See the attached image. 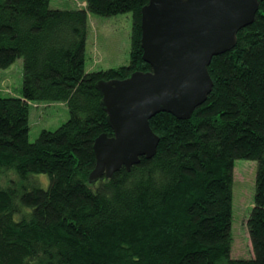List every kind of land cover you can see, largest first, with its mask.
I'll return each mask as SVG.
<instances>
[{"label":"trees","instance_id":"1","mask_svg":"<svg viewBox=\"0 0 264 264\" xmlns=\"http://www.w3.org/2000/svg\"><path fill=\"white\" fill-rule=\"evenodd\" d=\"M84 3L0 0V68L23 59L19 94L0 97V264H264V0L211 58L205 101L187 118H150L155 154L94 178V140L113 135L96 83L150 71L140 45L148 0ZM124 13L128 64L86 71L89 15ZM29 103H63L68 119L30 142ZM236 159L256 161L248 259L230 258ZM40 174L45 188L30 177Z\"/></svg>","mask_w":264,"mask_h":264},{"label":"water","instance_id":"2","mask_svg":"<svg viewBox=\"0 0 264 264\" xmlns=\"http://www.w3.org/2000/svg\"><path fill=\"white\" fill-rule=\"evenodd\" d=\"M257 9L258 0H148L140 11V45L150 71L96 83L113 135L94 140L90 178L110 177L155 154L159 137L150 118L159 112L187 118L205 101L211 58L234 46Z\"/></svg>","mask_w":264,"mask_h":264},{"label":"rangeland","instance_id":"3","mask_svg":"<svg viewBox=\"0 0 264 264\" xmlns=\"http://www.w3.org/2000/svg\"><path fill=\"white\" fill-rule=\"evenodd\" d=\"M84 0H50V7L73 9L84 6ZM130 13L103 17L89 15L85 43V70L100 71L127 65L130 50ZM23 79V59H16L6 69L0 68V97L18 95ZM68 109L63 103H29L28 139L33 142L42 130L53 131L68 119ZM9 177L18 180L11 170ZM13 175V176H12ZM256 161L236 159L233 161L232 184V242L231 259H248L251 247L245 220L252 206L255 189ZM40 187L45 188L48 177L45 174L31 175ZM5 179H0L3 185ZM32 185L28 181L27 186Z\"/></svg>","mask_w":264,"mask_h":264}]
</instances>
